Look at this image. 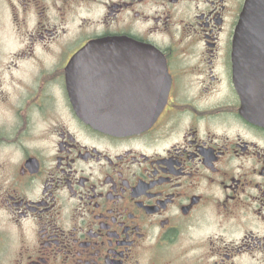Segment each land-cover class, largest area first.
Masks as SVG:
<instances>
[{
  "label": "flooded vegetation",
  "instance_id": "af4514ba",
  "mask_svg": "<svg viewBox=\"0 0 264 264\" xmlns=\"http://www.w3.org/2000/svg\"><path fill=\"white\" fill-rule=\"evenodd\" d=\"M245 1L0 0V264H264Z\"/></svg>",
  "mask_w": 264,
  "mask_h": 264
},
{
  "label": "water",
  "instance_id": "95a60500",
  "mask_svg": "<svg viewBox=\"0 0 264 264\" xmlns=\"http://www.w3.org/2000/svg\"><path fill=\"white\" fill-rule=\"evenodd\" d=\"M244 53L261 54L258 58H246ZM233 55L236 70L241 77L264 78V0H247L235 29ZM256 64L244 65L246 61ZM238 75V76H239Z\"/></svg>",
  "mask_w": 264,
  "mask_h": 264
},
{
  "label": "rangeland",
  "instance_id": "374dc122",
  "mask_svg": "<svg viewBox=\"0 0 264 264\" xmlns=\"http://www.w3.org/2000/svg\"><path fill=\"white\" fill-rule=\"evenodd\" d=\"M0 14H2V13L0 12ZM1 25H3V20L2 19H1V22H0V35H3L4 32H2L3 28L1 27Z\"/></svg>",
  "mask_w": 264,
  "mask_h": 264
}]
</instances>
